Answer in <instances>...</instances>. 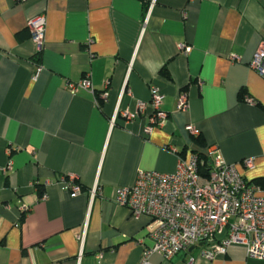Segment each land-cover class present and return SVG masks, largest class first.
<instances>
[{"label":"crops","instance_id":"crops-1","mask_svg":"<svg viewBox=\"0 0 264 264\" xmlns=\"http://www.w3.org/2000/svg\"><path fill=\"white\" fill-rule=\"evenodd\" d=\"M143 3L0 0V264H138L152 245L150 219L116 204L115 189L138 169L171 173L179 156L213 144L247 181L264 177V74L249 66L264 43V0ZM40 13L37 53L27 23ZM85 75L92 92L67 88ZM151 85L167 117L145 133ZM181 93L185 110L176 108ZM64 176L81 191L65 189ZM192 247L149 261L264 264L241 244L210 259L209 243Z\"/></svg>","mask_w":264,"mask_h":264},{"label":"built area","instance_id":"built-area-1","mask_svg":"<svg viewBox=\"0 0 264 264\" xmlns=\"http://www.w3.org/2000/svg\"><path fill=\"white\" fill-rule=\"evenodd\" d=\"M27 26L39 53L44 43V14L33 16ZM179 49L188 53L190 47L179 45ZM230 57L234 58L233 55ZM249 66L264 74V43L258 47ZM41 69V64H35L33 80L37 79ZM67 88L70 91L78 88L93 91L88 75L78 82H69ZM149 95L152 113L145 133H149L152 126L162 127L167 117L162 109L163 96L159 89L151 85ZM246 100L250 101L249 98ZM145 106L139 103V110ZM176 108H187L184 93L178 95ZM122 115L129 120L135 117V113L127 110L122 111ZM115 116L116 113L111 124ZM189 130L193 136L198 135L193 127L189 126ZM203 157L206 161L197 152H191L188 157L179 156L171 173L138 169L132 185L115 189L113 201L116 204L126 207L134 217L147 215L150 219L147 235L152 245L144 249L138 264H153L149 261L153 254L170 260L178 252L200 242L209 243L210 249L204 252L208 259L215 251L223 253L229 245L236 243L244 246L247 257L264 260V194L257 186L247 184L236 165L221 157L216 145L208 146ZM204 164L207 165L205 171ZM242 164L251 168L253 160L244 159ZM60 180L73 194L81 191L74 177L64 176ZM96 190L94 184L89 190L91 198Z\"/></svg>","mask_w":264,"mask_h":264},{"label":"trees","instance_id":"trees-1","mask_svg":"<svg viewBox=\"0 0 264 264\" xmlns=\"http://www.w3.org/2000/svg\"><path fill=\"white\" fill-rule=\"evenodd\" d=\"M139 1H141L142 3L144 2V0H139ZM144 4V3H143ZM143 7H144V9H146L145 8V6L143 5ZM146 11V10H145ZM163 72H164V69H163ZM164 73H166V72H164ZM241 99H243V95L241 96ZM194 137H198V135L197 136H194ZM199 156H201L205 161H206V159L203 157V154H199ZM204 167H203V170L205 171L206 170V164H204L203 165ZM244 178V177H243ZM245 179V178H244ZM246 180V179H245ZM246 182H247V184H250V185H254V186H259V187H261V188H264V177H258V178H255V179H253V180H251V181H247L246 180ZM205 243V242H204Z\"/></svg>","mask_w":264,"mask_h":264},{"label":"water","instance_id":"water-1","mask_svg":"<svg viewBox=\"0 0 264 264\" xmlns=\"http://www.w3.org/2000/svg\"><path fill=\"white\" fill-rule=\"evenodd\" d=\"M198 245H200V246H201V245H202V242H200ZM192 248H193V247H191V249H192Z\"/></svg>","mask_w":264,"mask_h":264}]
</instances>
